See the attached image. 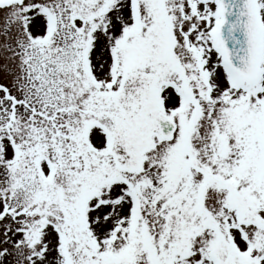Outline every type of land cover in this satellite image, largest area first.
Listing matches in <instances>:
<instances>
[{"label": "snow or ice", "instance_id": "obj_1", "mask_svg": "<svg viewBox=\"0 0 264 264\" xmlns=\"http://www.w3.org/2000/svg\"><path fill=\"white\" fill-rule=\"evenodd\" d=\"M0 264H264V0H0Z\"/></svg>", "mask_w": 264, "mask_h": 264}]
</instances>
